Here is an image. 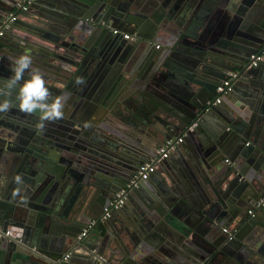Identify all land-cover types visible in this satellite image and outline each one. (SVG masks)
Returning <instances> with one entry per match:
<instances>
[{"label": "water", "instance_id": "obj_1", "mask_svg": "<svg viewBox=\"0 0 264 264\" xmlns=\"http://www.w3.org/2000/svg\"><path fill=\"white\" fill-rule=\"evenodd\" d=\"M19 2L0 0V87L28 54L84 115L0 113V264H264V0H34L10 21Z\"/></svg>", "mask_w": 264, "mask_h": 264}, {"label": "clouds", "instance_id": "obj_2", "mask_svg": "<svg viewBox=\"0 0 264 264\" xmlns=\"http://www.w3.org/2000/svg\"><path fill=\"white\" fill-rule=\"evenodd\" d=\"M29 69L32 70L28 72V78L25 79V72ZM10 71L12 75L0 87V97H6L0 100V113H7L13 107H18L25 114L37 115L36 128L40 131L45 128V121L54 122L64 118L63 110L68 98L67 94L52 97L44 74L39 69L32 68L30 55L22 54L12 59ZM75 82L82 84L84 81L82 78H77ZM13 89H17L16 103L10 99ZM14 180L18 185L23 183L21 175H16ZM20 191L17 189L14 195H19Z\"/></svg>", "mask_w": 264, "mask_h": 264}, {"label": "built area", "instance_id": "obj_3", "mask_svg": "<svg viewBox=\"0 0 264 264\" xmlns=\"http://www.w3.org/2000/svg\"><path fill=\"white\" fill-rule=\"evenodd\" d=\"M33 0H23V3H18L14 9H13V12L12 14L10 15V18L9 20L10 21H14L16 19V17L18 16L19 13L27 10L28 8V5L32 2ZM112 33L114 34H118L120 33V30H117V29H113L112 30ZM0 34H1V31H0ZM122 34V37L124 39H130L132 36L131 34L127 33V32H121ZM250 66H257L261 59H262V53H259V52H256V53H252L250 55ZM228 81H223L220 85H218L216 87V97L213 101V103H218L220 100H221V95H223V93L228 90ZM185 134L182 133L178 136H175V137H172L168 140H166L164 143H162L157 149H156V154L157 156H155L154 158H151L150 160L148 161H144L142 162L141 164L138 165V168H137V173L136 175L134 176L133 180H131L123 189L120 190V192H118L117 196H118V199L116 200H113L110 205L108 207H105L104 208V214L107 215L108 212L111 210V209H114V208H117L119 207L120 205L123 204L124 202V199H125V194L127 193V191L129 189H132L133 187H137L140 183V181L142 180H146L150 174L154 171L155 169V165L156 163L161 160V159H164L166 157L169 156V154L174 151L177 146L183 142V138H184ZM256 207L258 206H264V196H262L255 204ZM249 213L252 212V210H248ZM95 223L94 220H92L90 222V224L88 226H91ZM225 230V228L223 229ZM86 233V230L82 231V233L80 234V236H83L85 235ZM4 235H7L8 234V230L4 231L3 233ZM2 233L0 232V237H1ZM69 257V254L66 253L61 259L59 262H63L65 260H67Z\"/></svg>", "mask_w": 264, "mask_h": 264}, {"label": "crops", "instance_id": "obj_4", "mask_svg": "<svg viewBox=\"0 0 264 264\" xmlns=\"http://www.w3.org/2000/svg\"><path fill=\"white\" fill-rule=\"evenodd\" d=\"M34 1V0H33ZM20 3V2H19ZM21 3H23V0H21ZM253 7H255V3H251L250 4V6H249V10H251ZM36 9H34L35 11H38V6L37 7H35ZM21 13H23V12H21ZM249 14H251V13H249V11L248 12H246V15H248L249 16ZM117 30H119V28H116ZM120 32H127V33H130V32H128V31H126V30H120ZM122 39H124V38H122ZM128 40H131V39H128ZM130 43V42H129ZM132 43V42H131ZM126 43H124V45H125ZM67 108H70V110L72 111V114H76V116H77V118L78 119H81L82 117H83V115H84V106H82V105H80V106H78V107H74V104H71L70 103V100L68 99V101L67 102H65V107H64V110L63 111H66V109ZM65 119L66 120H70L69 118H63V121L62 122H64L65 121ZM68 260V259H67Z\"/></svg>", "mask_w": 264, "mask_h": 264}, {"label": "flooded vegetation", "instance_id": "obj_5", "mask_svg": "<svg viewBox=\"0 0 264 264\" xmlns=\"http://www.w3.org/2000/svg\"><path fill=\"white\" fill-rule=\"evenodd\" d=\"M129 34H130V33H129ZM131 38H132V37H131ZM131 38H130V39H131ZM259 64H260V63H259ZM259 64H258V65H259ZM258 65H257V66H258ZM73 116L75 117V119H77L76 114H73ZM73 119H74V118H73ZM61 123H63V122L61 121Z\"/></svg>", "mask_w": 264, "mask_h": 264}]
</instances>
